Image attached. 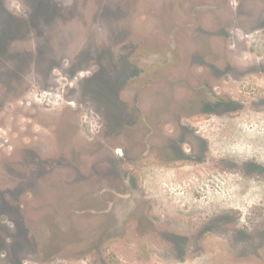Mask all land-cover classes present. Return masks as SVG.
Listing matches in <instances>:
<instances>
[{
    "label": "rangeland",
    "instance_id": "374dc122",
    "mask_svg": "<svg viewBox=\"0 0 264 264\" xmlns=\"http://www.w3.org/2000/svg\"><path fill=\"white\" fill-rule=\"evenodd\" d=\"M0 264H264V0H0Z\"/></svg>",
    "mask_w": 264,
    "mask_h": 264
},
{
    "label": "flooded vegetation",
    "instance_id": "af4514ba",
    "mask_svg": "<svg viewBox=\"0 0 264 264\" xmlns=\"http://www.w3.org/2000/svg\"><path fill=\"white\" fill-rule=\"evenodd\" d=\"M223 103H225L222 99L220 100V99H216V101H215V105H217V106H219V105H221V104H223ZM201 106L200 107V109L202 110V111H204V109L208 106H211L210 105V100H207L206 98H202L201 100H200V102H199V104H198V106ZM199 108V107H198ZM20 179H22V177H16V180H20ZM18 206V210L20 211V205H17ZM23 219H21V221H22ZM23 263V262H22Z\"/></svg>",
    "mask_w": 264,
    "mask_h": 264
}]
</instances>
